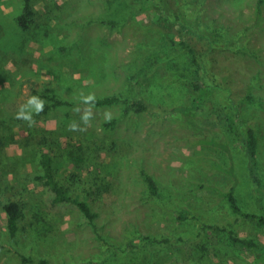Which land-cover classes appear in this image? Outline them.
<instances>
[{
  "label": "rangeland",
  "instance_id": "1",
  "mask_svg": "<svg viewBox=\"0 0 264 264\" xmlns=\"http://www.w3.org/2000/svg\"><path fill=\"white\" fill-rule=\"evenodd\" d=\"M144 1L33 0L36 17L24 31L16 22L24 0H0V59L16 72L11 94L0 85V119L9 116L20 137L34 89L74 102L32 132L81 142L105 177L93 185L69 158L60 165L97 213L89 222L35 184L31 156L10 168L17 182L0 175V205L13 194L27 203L15 240L0 208V264H264L229 238L233 230L264 247V227L233 214L226 199L235 187L245 210L264 214V192L222 112L232 100L242 131L257 130L264 179V0H169L166 15L142 11ZM182 41L208 63L201 78ZM107 96L120 101H87ZM147 175L161 197L150 194Z\"/></svg>",
  "mask_w": 264,
  "mask_h": 264
},
{
  "label": "trees",
  "instance_id": "2",
  "mask_svg": "<svg viewBox=\"0 0 264 264\" xmlns=\"http://www.w3.org/2000/svg\"><path fill=\"white\" fill-rule=\"evenodd\" d=\"M153 9L163 11V15H166V12L171 13L172 11L169 0H145L142 11H151ZM35 17L36 11L33 7V0H24L23 11L16 18L18 26L24 31L30 30ZM176 17V21L181 19L180 14L178 16L176 15ZM183 27L186 29L185 25ZM181 44L185 45L192 55L191 64L196 68L194 70V75L197 79V77L199 78L201 76L202 71L207 68L208 63H205L201 53H197L195 48L189 46L187 42L182 41ZM0 61L2 63L0 66V85L3 84L2 92L11 94L9 87L12 84L11 81L13 80V77H15L16 72L13 70L14 67L11 66V63L7 60L6 56L3 55ZM26 64L27 58L20 59L17 69H25L27 66ZM197 88H201L199 82L197 84ZM33 92L35 94V98H37L36 102L26 108V116H24L23 119H18V121L20 120L23 122L22 128L20 129L23 133L22 136L18 137L17 133L13 130L18 125L16 124L13 126V124L10 123L11 120H8L9 116H7L8 118L0 119V175L12 178L15 182H17L15 172L14 176H11L14 169H17L25 157L31 156L37 170L29 176L35 184L43 185L53 193L54 204H72L89 220V222H93L97 217V213L92 210L87 200L82 199L83 192L73 189L78 182L74 178H63L60 173V165H64L65 159L69 158V161H71L72 164H74L77 168L82 169L83 176L89 177L91 184L98 185L99 181L105 180L102 173L96 172L94 167L90 164V157H85L84 145L81 142L72 144L67 141H63L62 143V140L58 141L57 139H53V134L50 135L47 131L40 132L37 136H35L32 132L34 129H39L38 124L42 117H44L45 120H48L51 113L58 110V108L73 106L75 103L63 99L56 93H43L35 89ZM87 101L89 104L95 106H105L118 103L120 98L118 96H107ZM230 101L231 105L228 109L227 106L222 109V112L225 114L223 123L233 137L237 140L243 141L245 156L248 161L249 176L257 191L263 193L264 179L261 175L259 138L257 130L253 127H249L246 131H242L241 125L238 122L237 113L235 112V108L232 106L233 101ZM136 104V106H138V110L143 111L148 109V107L143 103L136 102ZM28 117L31 119H27ZM7 120L9 124L13 126L12 129H8L6 126H3L4 121L6 122ZM15 146L20 150V154L17 156L8 155L6 150L9 147L11 148ZM12 167L14 168L13 171L10 170ZM145 179L149 185L150 194L155 197H161V191L156 180L149 175H147ZM67 182L69 184H67ZM89 194L91 195L90 191ZM226 199L233 214L243 217L245 220L256 222L258 225L264 227V214L245 210L238 201L235 187H232L227 192ZM0 208L7 217L10 236L13 240H15L20 230V223L26 215V200L22 195L13 194L1 203ZM229 238L234 244L251 249L258 255H264V247L261 243L255 241L254 239L237 236L233 230L229 231ZM40 264L49 263L45 260H41Z\"/></svg>",
  "mask_w": 264,
  "mask_h": 264
}]
</instances>
